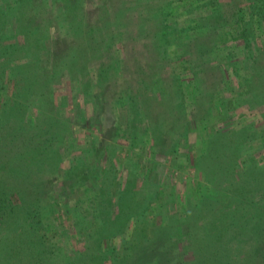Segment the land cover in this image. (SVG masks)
Returning <instances> with one entry per match:
<instances>
[{
	"label": "trees",
	"instance_id": "trees-1",
	"mask_svg": "<svg viewBox=\"0 0 264 264\" xmlns=\"http://www.w3.org/2000/svg\"><path fill=\"white\" fill-rule=\"evenodd\" d=\"M221 53L224 56H220L217 67L236 66L229 78L243 85L239 95L249 99L248 108L258 110L264 120V0H0V233L8 230L10 235L6 245L0 246V264H51L41 259L47 256L50 244H38L36 234L43 229L38 224H45L44 218L55 213L50 181L66 155L62 146L67 133L61 130L65 122L55 115L50 104L60 77L84 78L78 89L85 91L91 84L102 85L109 79L106 66H119V73H112L113 79L102 88L109 96L120 98L126 89L132 94L137 92L134 84L144 66L169 68L182 58L193 59L186 65L195 66L205 54L212 57ZM121 75L134 81L117 83ZM184 78L185 75L181 80ZM84 80L89 84L83 85ZM177 86L178 94L166 86L170 105L165 95L158 93L160 99H166H162L167 103L163 111L156 105L153 108L159 101L157 96L154 103L146 97L139 104L130 100L140 119H150L149 130L159 131V140L166 116L188 114L184 112L182 83L177 82ZM112 88L119 91L113 95ZM94 89L101 92L99 86ZM214 94H207L199 107L206 105L207 110L214 101L208 97ZM189 107L193 113V105ZM190 122L193 119L189 126ZM229 137L225 130L218 129L196 158L206 161L204 174L228 183L223 195L232 209L228 208L223 218L218 219L205 204L198 205L192 213L195 220L205 221L209 215L212 222L194 229L187 227L189 237L171 233L158 237L157 232L150 246L128 242L123 249L117 245L123 239L118 226L140 217V213L130 209V191L120 186L113 193L115 182L107 176V170L102 171L101 186L109 187L102 190L103 204L116 211L108 216L107 206L92 207V222L96 227L106 224L113 229L100 240H94L93 231L85 251H77L61 264H94L91 259L98 255L103 258L114 245L120 252L108 264H209L208 257H203L207 249L198 242L215 238L221 245L226 244L221 250L225 264H229V255L240 256L230 252L228 244L235 239L244 243L253 239L251 254H264V174L249 166L240 176L237 140L231 143ZM211 159H219L222 167L217 169ZM64 173L69 175L70 170ZM150 184L148 180L141 183L140 191H146ZM138 196L146 197L144 193ZM256 198L260 199L255 201ZM146 199L149 204L148 196ZM203 210L207 217L201 214ZM258 231L263 232L262 238L257 236ZM104 241L110 243L105 245ZM259 248H263L261 253ZM171 253L174 256L170 257ZM260 258L264 260V255Z\"/></svg>",
	"mask_w": 264,
	"mask_h": 264
},
{
	"label": "rangeland",
	"instance_id": "rangeland-1",
	"mask_svg": "<svg viewBox=\"0 0 264 264\" xmlns=\"http://www.w3.org/2000/svg\"><path fill=\"white\" fill-rule=\"evenodd\" d=\"M214 56L205 54L195 66L186 65L189 60L193 61L187 58L173 61L169 68L144 66L142 75L134 84L138 94L134 95L137 92L134 91L132 94L126 89V93L120 98L109 96L102 88L113 79L112 73H119V66H106L110 71L109 79L102 85L91 84L85 91L78 89L84 78L67 75L59 78L54 86L55 93L50 104L55 115L61 122H65L61 125V130L67 133V139L62 146L66 150V155L50 181L55 213L50 218L49 216L44 218L45 224H38L43 228L36 234L38 244L39 242L50 244V247H47V256L45 259L41 258L42 260L51 264L68 262L77 251H83L90 245L89 235L93 231L94 240L103 238L106 231L111 232L112 226L105 224L96 227L92 222L94 218L92 207L101 209L107 206L105 208L108 216L116 211L113 206L112 208L103 204L105 201L103 191L109 187L101 186L102 171L107 170V176L113 178L115 182L113 193L120 186L130 191L129 196L133 201L130 209L140 213L141 219L134 216L131 221L117 225L123 231V239L117 245L123 246V249L128 242L133 246H150L152 242L154 243L157 232L158 237L169 233L189 237L186 233L187 227L194 229L212 222L207 213L203 214L205 210L201 214L205 217L208 215L207 219L195 220L192 213L196 211L198 205L202 207L205 204L218 219L224 217L228 208L232 209L230 206L232 204L228 203L223 195L228 184L225 182L226 179L218 182L213 176L204 174L207 171L206 161L200 159L198 160L201 162L196 161L197 156L202 153L203 144L218 129L225 130L230 135L231 143L237 140L239 152L236 160L241 163L240 176L246 174L249 166L255 167L259 174H264L263 115L256 109L248 108L249 99L239 95V91H243V85L240 87L229 78L231 69L236 66L217 67L216 64L221 62L220 56L223 57L224 53ZM227 68L228 71H222ZM184 75L186 78L181 80ZM87 80H84L83 85L89 84ZM188 80L191 81L190 84H187ZM130 81L134 79H127V75H121L117 83ZM177 82L182 83L184 112L188 114L171 118L166 116L159 140V131L152 133V130H149L147 122H151L150 119L146 116L144 120L140 119L139 113L132 110L130 100L133 99L139 104V100L146 97L154 103L153 99L157 96L159 101L153 104V108L156 105L163 111L167 103L170 105L166 86L170 85L171 90L178 94ZM95 86H99L101 92L96 93ZM112 90L113 95L119 91L114 88ZM159 92L163 94L162 97L165 95L167 103L162 101L164 98L160 99ZM212 92L215 94L208 99L213 98L214 101L208 104L207 110L206 105L199 107L202 100L207 99V94L211 95ZM190 104L193 105V113H190ZM192 119L193 122H190L189 126L188 122ZM161 121L163 120H157L158 123ZM211 162L218 165H215L217 169L222 167L219 159H211ZM66 170H70L69 175L64 173ZM138 172L140 174H137ZM146 180L151 184L146 191H140L141 183L145 184ZM94 186L97 194L94 192ZM140 193L148 196L149 204L146 197L138 196ZM258 199L260 198H256L255 201ZM225 207L227 209L224 210ZM137 219L142 224H138ZM45 225L48 226L47 230ZM80 229L82 231L79 233ZM8 233V230L0 233V246H4L9 239ZM245 234L244 238L247 239L248 233ZM262 234V231H258L257 236L262 238ZM184 241L188 244L186 240ZM109 243L110 241L104 244ZM104 244L102 248L106 249ZM254 244L253 239H247V243L235 239L228 244L230 252L234 251L235 255L243 256L235 258L229 255L226 261L229 264H264V260L260 258L264 254L256 255L257 257L251 254ZM198 245L207 249L203 257L204 259L208 257L209 264H225L221 258V250L226 244L221 245L215 238L208 242L200 240ZM114 246L103 254V258H98V255L91 260L94 264H108L116 257V253L120 252V249ZM262 249L259 248L260 253ZM24 251L20 253L22 256ZM171 256L174 254L171 253Z\"/></svg>",
	"mask_w": 264,
	"mask_h": 264
}]
</instances>
